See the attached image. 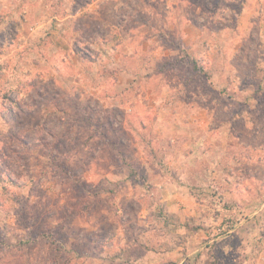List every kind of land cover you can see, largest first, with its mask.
Instances as JSON below:
<instances>
[{
  "label": "rangeland",
  "instance_id": "374dc122",
  "mask_svg": "<svg viewBox=\"0 0 264 264\" xmlns=\"http://www.w3.org/2000/svg\"><path fill=\"white\" fill-rule=\"evenodd\" d=\"M0 264H264V0H0Z\"/></svg>",
  "mask_w": 264,
  "mask_h": 264
}]
</instances>
